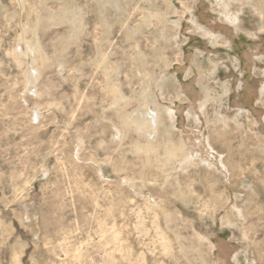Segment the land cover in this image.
I'll use <instances>...</instances> for the list:
<instances>
[{
    "label": "rangeland",
    "instance_id": "rangeland-1",
    "mask_svg": "<svg viewBox=\"0 0 264 264\" xmlns=\"http://www.w3.org/2000/svg\"><path fill=\"white\" fill-rule=\"evenodd\" d=\"M0 264H264V0H0Z\"/></svg>",
    "mask_w": 264,
    "mask_h": 264
}]
</instances>
